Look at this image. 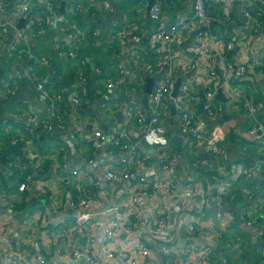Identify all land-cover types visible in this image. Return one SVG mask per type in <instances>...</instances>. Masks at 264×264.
<instances>
[{
    "label": "built area",
    "instance_id": "built-area-1",
    "mask_svg": "<svg viewBox=\"0 0 264 264\" xmlns=\"http://www.w3.org/2000/svg\"><path fill=\"white\" fill-rule=\"evenodd\" d=\"M98 1L81 0V11L94 15ZM116 1L131 10L130 0ZM144 7L135 11L146 10L148 31L129 37L142 47L140 65L130 73L120 63L110 70L92 68L111 98L96 116L88 113L90 70L79 49L96 47L100 27L82 29L61 18L58 0H20L2 25L5 34L23 23L25 35L40 39L49 28L60 30L58 56L76 68L77 79L74 90L62 92L35 64L5 79L7 89L21 80L34 85V100L43 110L29 104L16 109L32 141L40 140V151L51 156L40 160L30 151L33 143L7 122L1 125L8 146L0 150V264H229L222 253L213 262L208 245L176 243L203 239L218 246L228 221L219 211L234 199L236 185L253 171L264 183V161L250 167L231 162L217 124L223 116L246 112L245 128L234 133L264 147V104L246 90L264 77L263 57L243 64L237 52L239 34L245 41L259 36L264 0H168L175 12L168 29L160 0ZM233 8L246 20V31L230 36ZM23 49L28 51L13 44L10 57L27 56ZM36 64L49 66L45 58ZM147 79L153 80L148 96ZM19 144L29 155L27 166L6 154ZM206 208L216 209L213 221ZM239 227L260 255L264 225L241 219Z\"/></svg>",
    "mask_w": 264,
    "mask_h": 264
},
{
    "label": "crops",
    "instance_id": "crops-1",
    "mask_svg": "<svg viewBox=\"0 0 264 264\" xmlns=\"http://www.w3.org/2000/svg\"><path fill=\"white\" fill-rule=\"evenodd\" d=\"M20 0H0V3L4 5L5 14L0 16V150L7 148L8 146V134H5L1 125L7 122L8 125H12L16 129V135L22 138L24 141L33 143L30 147L37 158L40 160H47L50 153H45L39 145L41 141L37 143L32 141V137L25 131L24 119L20 112H17L18 107L24 106V104L32 105L35 111H42L43 105L38 109L34 100V85H31L23 80L16 82L11 88H5V79L8 76L15 74H22L24 67L29 64L37 65L38 70L48 79L50 82L63 91H72L76 84V68L69 64L67 58H59L58 53L62 44L63 33L56 28H49L45 36L37 38L31 33H23L24 27L19 28L20 22L14 29L8 28L6 33H1V27L6 22L8 23L9 13L15 8V5ZM81 0H58L59 6L64 4V13L61 18H65L68 22L76 24L82 29H89L94 25L91 23H99L101 28L100 35L95 39L96 47H82L79 49L81 56H83L86 63V67L90 70V74L87 80L86 89L88 97L91 100V106L88 111L90 115H97L96 113L101 110L104 101L111 100L110 95L101 88L99 81L96 80V76L92 71V68L96 65H100L103 68L110 70L115 64L120 63L125 66L127 73H130L136 66L140 65L139 53L137 49L142 47H135L130 41L129 37L133 33H146L147 27L150 26V22L146 16V10H143L141 15H137L135 9L137 6H145L148 8L149 0H140V2L132 3V8L129 12L117 3L116 0H105L111 5V11L107 12L104 9L105 5H101V1L96 2L94 15H90L86 10L81 11ZM105 2V3H106ZM161 9L164 11L163 27L168 29L169 24L175 16V12L169 10L168 0H160ZM144 7V8H145ZM60 13V10H59ZM262 30L258 37L253 41H245L242 34L237 37V52L238 61L246 64L253 56L259 55L263 57L262 64L264 65V18L261 19ZM246 20L240 17L236 8H233L231 23L228 25L229 35L233 36L234 30L244 33L246 30L242 27L245 25ZM215 31H221L216 28ZM72 32V31H71ZM20 35V36H19ZM113 48H109L111 41ZM13 44H19L24 50V55H17L16 58L10 57V48ZM188 44V43H187ZM112 50V51H111ZM150 56V54H149ZM40 58H45L49 62V66H40L36 64V61ZM140 67L136 69L137 73L140 71ZM136 73V75H137ZM76 76V77H75ZM128 78L126 83L130 81ZM90 82V83H89ZM254 90L246 89L249 97L255 98L258 102L264 104V77L257 80L253 86ZM103 94V95H101ZM102 96L104 99H101ZM144 102V101H143ZM120 115L116 116V119ZM108 117V116H107ZM248 120V114L244 112L241 116H223L217 124L222 128V134L228 141L226 146L227 153L231 162L244 163L247 167L253 166L257 163H263L264 161V147L262 144H256L255 140H243L237 137L234 133L238 130L245 128ZM118 121V119H117ZM36 136V134H35ZM18 150L21 152V156L15 153L6 152V154L13 155L21 160L23 165L27 166L28 154H25L22 150V144H19ZM29 149V148H28ZM10 150V149H9ZM54 153L57 155L61 153L55 149ZM34 154L32 155L34 157ZM76 161V159H73ZM0 174H1V162H0ZM234 199L229 201L226 206L219 211L225 219L228 217V221L225 224V230L223 234L222 243L216 244L213 249V262L217 260V256L222 253L223 256L228 257V260L232 264H262L264 263V246L261 242L258 247L261 249V254L256 255L253 242L249 239L248 235L243 232L240 227L241 219L246 221H252L254 223H261L264 225V183L261 175L256 172H252L251 178L242 180L236 185L235 191H233ZM210 208L205 211L208 219L214 220L215 211ZM211 220H205V222H212ZM211 247V246H210Z\"/></svg>",
    "mask_w": 264,
    "mask_h": 264
},
{
    "label": "water",
    "instance_id": "water-1",
    "mask_svg": "<svg viewBox=\"0 0 264 264\" xmlns=\"http://www.w3.org/2000/svg\"><path fill=\"white\" fill-rule=\"evenodd\" d=\"M133 1L134 2H138L139 0H133ZM152 4H153V0H149V2H148V8H150L152 6ZM63 13H64V4H62L61 7H60V14L63 15ZM21 27L23 28V23H21L19 25V28H21ZM152 81H153L152 79H147V81H146V91H145L146 92V96H148L151 93ZM173 96H175V94H173ZM217 100L218 101H222V97H221L220 94L217 95ZM36 107L38 109H40L42 106L38 102L36 104ZM171 114H172V118H173V122H174V127L176 128L177 118L175 116V110H174V106H173L172 103H171ZM117 119L118 120H121V116H119ZM172 136H174V133L172 134ZM9 153H15V154H18L20 156L22 155L21 152H20V150H18L17 148H11L9 150ZM34 203H39V201H34ZM176 244H177V246H184V247L197 246V245H208V246H211V247H214L215 248V245L213 243L207 242V241H205L203 239H199V240H188V241H186V240H178ZM261 245L264 246V243H262Z\"/></svg>",
    "mask_w": 264,
    "mask_h": 264
},
{
    "label": "trees",
    "instance_id": "trees-1",
    "mask_svg": "<svg viewBox=\"0 0 264 264\" xmlns=\"http://www.w3.org/2000/svg\"><path fill=\"white\" fill-rule=\"evenodd\" d=\"M91 25H94L93 27H100L99 26V23H91ZM46 28V27H45ZM47 31H48V29H47ZM149 54H150V52H147V55L149 56ZM143 104L145 105L146 104V99H144V102H143Z\"/></svg>",
    "mask_w": 264,
    "mask_h": 264
},
{
    "label": "rangeland",
    "instance_id": "rangeland-1",
    "mask_svg": "<svg viewBox=\"0 0 264 264\" xmlns=\"http://www.w3.org/2000/svg\"><path fill=\"white\" fill-rule=\"evenodd\" d=\"M124 10L125 11H127V12H129V9L128 8H124ZM11 13V12H10ZM210 208H208V210H209ZM205 210H207V208L205 209ZM213 211H216V209H212ZM221 211H223V209L221 208L220 209ZM228 263L230 264L231 262L230 261H228Z\"/></svg>",
    "mask_w": 264,
    "mask_h": 264
}]
</instances>
